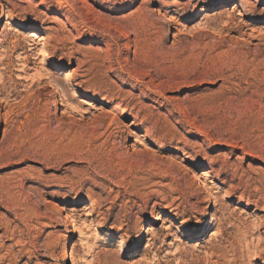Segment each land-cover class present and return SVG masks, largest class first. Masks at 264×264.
Wrapping results in <instances>:
<instances>
[{"label":"rangeland","instance_id":"obj_1","mask_svg":"<svg viewBox=\"0 0 264 264\" xmlns=\"http://www.w3.org/2000/svg\"><path fill=\"white\" fill-rule=\"evenodd\" d=\"M263 185L264 0H0V264H264Z\"/></svg>","mask_w":264,"mask_h":264},{"label":"bare ground","instance_id":"obj_2","mask_svg":"<svg viewBox=\"0 0 264 264\" xmlns=\"http://www.w3.org/2000/svg\"><path fill=\"white\" fill-rule=\"evenodd\" d=\"M221 3V2H220ZM63 80L65 81L66 85H72L73 84V78H74V74L72 72H63L62 74ZM74 95H79L80 91L79 90H72ZM52 94V93H51ZM73 140L72 139H68V141H65V139H60V144L62 148H66L67 146H69L70 144H72ZM67 149V148H66ZM65 149V150H66ZM62 150V149H61ZM60 150V151H61ZM62 152V151H61ZM65 152V151H64ZM263 184V183H262ZM264 187V185H263ZM143 236H140V239H142ZM67 255H70L69 252H66Z\"/></svg>","mask_w":264,"mask_h":264}]
</instances>
